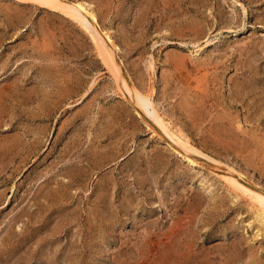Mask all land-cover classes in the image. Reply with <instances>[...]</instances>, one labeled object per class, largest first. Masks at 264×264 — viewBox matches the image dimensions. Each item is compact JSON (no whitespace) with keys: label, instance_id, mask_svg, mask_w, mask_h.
<instances>
[{"label":"rangeland","instance_id":"374dc122","mask_svg":"<svg viewBox=\"0 0 264 264\" xmlns=\"http://www.w3.org/2000/svg\"><path fill=\"white\" fill-rule=\"evenodd\" d=\"M62 1L0 0V264H264V0Z\"/></svg>","mask_w":264,"mask_h":264},{"label":"bare ground","instance_id":"6f19581e","mask_svg":"<svg viewBox=\"0 0 264 264\" xmlns=\"http://www.w3.org/2000/svg\"><path fill=\"white\" fill-rule=\"evenodd\" d=\"M19 1L20 3H26V2H34L36 3L37 5H40V6H43L44 8H48L49 9H52V10H62L66 13H69L71 14L70 12L73 11V9H71L68 5H66L62 0H17ZM72 15V14H71ZM73 16V15H72ZM76 16V15H74ZM78 17V16H77ZM93 17V15H92ZM79 18V17H78ZM94 18V17H93ZM92 18V19H93ZM92 19H90L92 21ZM80 20V19H79ZM94 20V19H93ZM82 21H85V20H82ZM87 25V23H85ZM89 24V23H88ZM96 27V26H95ZM92 29V28H91ZM93 31V30H92ZM98 37V36H97ZM108 38V37H107ZM109 40V39H108ZM100 41V40H99ZM101 42V41H100ZM102 43V42H101ZM101 43H99V46H100V49H102L103 51H107V48L105 47V45H102ZM98 44V43H97ZM106 44V43H105ZM113 52V51H112ZM109 56L111 55L110 53L108 54ZM110 59V58H109ZM112 61V60H111ZM121 79H122V82L123 84L125 85L126 87V91H127V96L128 98L130 99V101L138 108V111L141 115H147V108H145V105L143 103V100L137 96V93L134 91V87L133 85L131 84L128 76L126 75L125 71H124V68L121 67ZM150 116V115H149ZM151 119L152 121H155V127L159 128L160 131H162V134L164 135H168L167 131L165 130V128L163 127L164 125V121H160V120H157L154 116H151ZM166 127V126H165ZM170 134V133H169ZM184 144V143H183ZM188 146V145H187ZM187 146H181L182 147V152H186L187 153ZM189 159V158H187ZM261 200L260 202L262 203L261 206L258 208L256 207V211L258 213V215L260 217H262L264 219V197L263 196H260ZM261 219V218H260Z\"/></svg>","mask_w":264,"mask_h":264}]
</instances>
